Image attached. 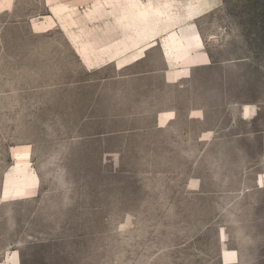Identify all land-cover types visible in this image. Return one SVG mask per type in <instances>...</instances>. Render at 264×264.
<instances>
[{
    "label": "rangeland",
    "instance_id": "374dc122",
    "mask_svg": "<svg viewBox=\"0 0 264 264\" xmlns=\"http://www.w3.org/2000/svg\"><path fill=\"white\" fill-rule=\"evenodd\" d=\"M157 36L209 104L139 134L86 69ZM0 264H264V0H0Z\"/></svg>",
    "mask_w": 264,
    "mask_h": 264
},
{
    "label": "crops",
    "instance_id": "0c3cea01",
    "mask_svg": "<svg viewBox=\"0 0 264 264\" xmlns=\"http://www.w3.org/2000/svg\"><path fill=\"white\" fill-rule=\"evenodd\" d=\"M56 1L77 8L90 5L95 0ZM213 6L215 4H212L210 8ZM174 31L178 32L177 30ZM167 33L161 32L160 35ZM165 38L167 36H162V38L157 36L160 48L159 56L149 57L144 55L137 60L125 63L121 67H118L115 62H107L86 69L87 72H92L110 64L113 66V74L98 81L96 94L100 96H120L122 101H114V106L109 107L108 111H114L116 114L105 118L139 121L141 131L139 134H143V131H145V134H149L151 130L170 132L173 129V123L178 119L205 121V111L209 103L205 102L204 95L202 100H196L192 74L195 68L208 64L207 54L198 50L202 47V44L199 45L196 41H193L195 44L187 48V51L191 56H198L200 60L198 63L183 62L174 55L169 61L162 46V40ZM84 82L92 83L95 81L88 80ZM203 94L205 93L203 92ZM239 106L240 104L237 105V107ZM208 110H210V107H208ZM247 110L249 111L248 114H251L252 109L245 106L239 107L238 112L241 114L240 116H245ZM120 112L122 115L117 114ZM194 112H200L199 117H196ZM162 120H164L163 124ZM206 134L207 131H201L198 140H205Z\"/></svg>",
    "mask_w": 264,
    "mask_h": 264
},
{
    "label": "bare ground",
    "instance_id": "6f19581e",
    "mask_svg": "<svg viewBox=\"0 0 264 264\" xmlns=\"http://www.w3.org/2000/svg\"><path fill=\"white\" fill-rule=\"evenodd\" d=\"M84 58H86V57H84ZM88 58V57H87ZM89 61V60H88ZM91 63V62H90Z\"/></svg>",
    "mask_w": 264,
    "mask_h": 264
}]
</instances>
